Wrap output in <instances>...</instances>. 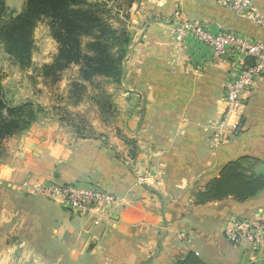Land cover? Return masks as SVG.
I'll use <instances>...</instances> for the list:
<instances>
[{
    "label": "crops",
    "instance_id": "obj_1",
    "mask_svg": "<svg viewBox=\"0 0 264 264\" xmlns=\"http://www.w3.org/2000/svg\"><path fill=\"white\" fill-rule=\"evenodd\" d=\"M250 4L264 20V0ZM144 8L123 75L133 92L121 106L132 111L119 136L80 138L35 121L0 142V264H173L189 251L206 264L248 260L246 245H229L223 231L234 218L264 220V189L244 202L204 205L193 204L192 192L229 160L264 163V77L218 129L232 65L191 36L177 42L172 30L188 19L264 39V28L215 0H147ZM27 179L96 183L116 202L105 216L75 217L24 192ZM258 258L264 264V240Z\"/></svg>",
    "mask_w": 264,
    "mask_h": 264
},
{
    "label": "rangeland",
    "instance_id": "obj_2",
    "mask_svg": "<svg viewBox=\"0 0 264 264\" xmlns=\"http://www.w3.org/2000/svg\"><path fill=\"white\" fill-rule=\"evenodd\" d=\"M3 1L5 7H0V27L22 13L25 5V0ZM96 1L106 3L103 9L107 11L100 12L101 18L114 27L123 25L132 39L142 23L139 19L147 12L145 8L139 11L138 4L145 7L147 0H131L130 3L125 0H86L92 4ZM72 6L80 8L79 4ZM50 21L45 16L35 21L30 36V58L22 66L0 43V96L7 107L30 102L36 112L35 121L41 126H56L80 138L119 136V125L126 118L125 112L130 114L132 111L131 107L124 110L121 106V98L129 97L133 92L123 89L130 45L119 64L121 74L117 78L104 75L105 60L97 57H104L107 50L100 52L89 33L84 31L74 32L63 40L64 28L59 24L52 25ZM117 49L119 47L114 44L111 49L114 59ZM127 144L133 146L131 141ZM132 150L134 153L135 148Z\"/></svg>",
    "mask_w": 264,
    "mask_h": 264
},
{
    "label": "trees",
    "instance_id": "obj_3",
    "mask_svg": "<svg viewBox=\"0 0 264 264\" xmlns=\"http://www.w3.org/2000/svg\"><path fill=\"white\" fill-rule=\"evenodd\" d=\"M112 1V0H105ZM116 1V0H114ZM130 3L131 0H125ZM72 4H79L76 9ZM87 6V8H83ZM0 7H5L0 0ZM106 3L97 1L87 3L86 0H25L22 13L0 27V43L4 51L22 66L30 58V36L32 26L40 16L47 17L52 25L59 24L64 28L63 40L74 32L89 33L100 52L106 51L104 75L117 78L121 74L120 62L125 57L131 36L123 25L114 27L102 19L100 12H106ZM103 10H99V9ZM73 33V34H72ZM117 44V57H112L111 49ZM120 54V55H119ZM36 120V112L30 102L15 107H7L0 96V142L14 134L22 133L30 128ZM133 143V142H132ZM264 163L257 157L243 155L226 162L217 176L210 179L202 189L192 192L193 204L204 205L213 201L232 198L237 202H244L254 197L264 189V172L259 169ZM173 264H206L193 251L176 259Z\"/></svg>",
    "mask_w": 264,
    "mask_h": 264
},
{
    "label": "built area",
    "instance_id": "obj_4",
    "mask_svg": "<svg viewBox=\"0 0 264 264\" xmlns=\"http://www.w3.org/2000/svg\"><path fill=\"white\" fill-rule=\"evenodd\" d=\"M220 6L234 13L255 19L264 28V20L255 16L250 0H215ZM174 39L182 42L191 36L210 50L211 58L226 60L232 65V73L224 88V111L218 129L227 126L228 119L246 105L247 94L253 82L264 77V39H251L226 28L210 31L205 25L188 19L179 20ZM240 123L232 128L237 130ZM21 188L30 195H38L57 202L71 215H106L116 202L115 196L96 183H57L54 180L36 181L27 179ZM225 240L233 246L246 245L248 260L241 264H260L258 255L264 240V220L234 218L224 229ZM181 238L189 241L188 237Z\"/></svg>",
    "mask_w": 264,
    "mask_h": 264
},
{
    "label": "clouds",
    "instance_id": "obj_5",
    "mask_svg": "<svg viewBox=\"0 0 264 264\" xmlns=\"http://www.w3.org/2000/svg\"><path fill=\"white\" fill-rule=\"evenodd\" d=\"M231 122V121H230Z\"/></svg>",
    "mask_w": 264,
    "mask_h": 264
}]
</instances>
